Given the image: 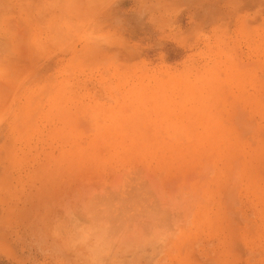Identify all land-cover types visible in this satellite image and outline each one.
Listing matches in <instances>:
<instances>
[{"label":"rangeland","instance_id":"374dc122","mask_svg":"<svg viewBox=\"0 0 264 264\" xmlns=\"http://www.w3.org/2000/svg\"><path fill=\"white\" fill-rule=\"evenodd\" d=\"M0 264H264V0H0Z\"/></svg>","mask_w":264,"mask_h":264}]
</instances>
